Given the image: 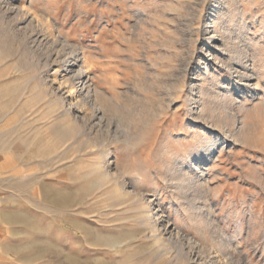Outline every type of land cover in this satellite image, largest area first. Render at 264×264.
Listing matches in <instances>:
<instances>
[{"label": "rangeland", "instance_id": "obj_1", "mask_svg": "<svg viewBox=\"0 0 264 264\" xmlns=\"http://www.w3.org/2000/svg\"><path fill=\"white\" fill-rule=\"evenodd\" d=\"M13 2L48 21L40 34L54 38L60 29L85 51L92 83L115 98L112 126L130 136L111 144L120 177L110 181L96 168L102 149L93 142L106 127L88 107L86 124L63 113L61 67L46 70L32 32L1 10L0 264H264V0ZM211 24L209 36L229 35L207 47ZM223 41L232 54L243 49L242 60ZM231 65L247 68L250 81L240 84ZM193 82L196 107L187 100ZM204 161L208 188L196 199L180 185L181 172ZM125 183L141 204L151 194L175 239L188 235L196 248L185 244L183 253L166 232L159 239L142 220L134 224L135 200L118 195Z\"/></svg>", "mask_w": 264, "mask_h": 264}, {"label": "bare ground", "instance_id": "obj_2", "mask_svg": "<svg viewBox=\"0 0 264 264\" xmlns=\"http://www.w3.org/2000/svg\"><path fill=\"white\" fill-rule=\"evenodd\" d=\"M226 1V0H225ZM5 5L3 6L2 4ZM221 4L222 5V0H215V4ZM219 4V6H220ZM224 4V3H223ZM0 5H2L3 7H0V11L2 10L3 14H15L14 20L16 21V25H23V28L26 29L27 31H31L32 35L30 39L32 41V43H34L35 47L33 48V52L38 55L37 57L40 58V60L43 62L45 69H49L51 67H61L60 71L58 72H63V76L61 78V80L57 81L58 84V98L57 101L59 102V104H62L65 108V111L63 112L65 115L67 116H71L73 119L71 120H76L79 122H82L83 124L87 123V115L83 113L82 111V106L83 107H88L93 111V115H92V119L93 122L95 121L98 126L101 127H106L105 129H102V131L100 130V135L94 139V147L96 148L97 146L101 147V152L98 158V162H97V170L98 172L102 173V175L106 178H108L110 181L112 180L113 182H118L119 179V173L115 170V168L113 167V163L111 162V157L110 155L111 153V144L112 143H116V142H120L122 140L128 139L130 136V132L127 133L126 132L123 133L120 132L119 128L114 129V125L112 126V121H111V117L112 116H116V111L114 110L115 108H117L116 106L114 107V100L110 99L109 97H106V94H102L101 91L97 90V87L94 86V84L92 83L91 80V75L88 72V67L86 66L87 63V56L85 51L78 45L74 44L71 42V40L69 39V37L67 36H63L61 34V30L58 29V37H54V38H49L48 35L46 34H40V32L37 30V28H40V31H45L47 28V22L41 20L40 18H38L37 16L34 15V12L32 10V6L30 5L29 7H27L28 9H26V7L24 8H17V6H15L13 0H0ZM229 10V9H228ZM5 14V15H6ZM46 14V13H45ZM141 16V15H140ZM237 16V15H236ZM225 18V17H224ZM219 19H221L219 17ZM218 20L215 19V21ZM213 21V20H212ZM214 21V22H215ZM220 21V20H219ZM238 22V21H237ZM241 22V21H240ZM50 23V22H49ZM216 23V22H215ZM220 23V22H219ZM10 25V24H9ZM49 25V24H48ZM240 25V24H239ZM51 26V25H50ZM49 26V27H50ZM224 26V25H223ZM221 26V27H223ZM236 26V25H235ZM234 26V27H235ZM241 26V25H240ZM246 26V25H245ZM244 26V27H245ZM15 27V26H14ZM226 27V26H225ZM22 28V27H21ZM22 28V31H23ZM210 28V29H209ZM239 28V27H238ZM242 28V27H241ZM50 29V28H49ZM207 31L205 32V34H207L208 32H211L213 30V25H208L207 26ZM224 29V28H222ZM229 29L230 28H226L224 30H221V34L219 35V37H217V35H213V36H209L213 33V31L211 33H209L208 35L205 36V39L207 40V47L210 46V42L212 40H215L217 38H219L218 40L222 41L224 40V37L226 34L229 33ZM236 29V27L234 28ZM244 29V28H243ZM28 31V32H29ZM36 31H38L36 33ZM47 31V30H46ZM215 31V30H214ZM26 32V35L27 33ZM231 32V31H230ZM236 32V31H235ZM52 33V32H51ZM55 33V32H54ZM25 34V32H24ZM29 34V33H28ZM49 34V33H48ZM219 34V33H218ZM232 34V33H231ZM235 34V33H234ZM237 34V33H236ZM54 35V34H53ZM229 35V34H228ZM233 36V35H232ZM241 39V34L236 35V38ZM245 37V36H242ZM30 38V37H29ZM237 38V39H238ZM239 41L243 42V40L241 39ZM232 41V40H230ZM237 41V42H239ZM236 42V43H237ZM239 42V43H240ZM234 43V44H236ZM28 44V43H27ZM233 44V45H234ZM222 45L223 47V51H225V53H228L230 51L231 48L228 47L227 43H225V41H223ZM239 47H242L243 44H239ZM247 45V44H245ZM249 45V44H248ZM244 47V46H243ZM228 48V49H227ZM246 48V47H245ZM248 48V47H247ZM243 50V49H242ZM240 48H235L233 54L232 55V60H242V58L244 57L243 54L240 53ZM250 50V49H249ZM228 51V52H226ZM245 53V52H244ZM250 53V52H247ZM246 54V53H245ZM244 54V55H245ZM250 55V54H249ZM246 57V56H245ZM230 58V57H229ZM246 62H249V56L244 58ZM253 59V58H252ZM251 61V60H250ZM233 62V61H232ZM241 63V62H240ZM251 63V62H250ZM232 64V63H231ZM237 64V63H236ZM242 64V63H241ZM229 65V64H228ZM239 65V64H238ZM249 65V64H248ZM247 65V66H248ZM57 67V68H58ZM241 70L235 68L234 65H231L230 70L235 69L237 76H239V80H240V84L241 82H249L250 81V77L249 74L247 73V68H245L244 66H241ZM209 72V70H208ZM250 73V72H249ZM195 74V73H194ZM230 74V73H229ZM235 74V73H234ZM255 74V73H254ZM252 75V74H251ZM97 76V75H96ZM200 76V75H199ZM203 76V75H202ZM237 78V77H236ZM254 78V77H253ZM215 79V78H214ZM178 80V79H177ZM205 80V79H204ZM163 81V80H162ZM181 82V81H180ZM231 83V82H230ZM102 84V83H101ZM176 84V83H175ZM184 84V83H183ZM246 84V83H245ZM177 85V84H176ZM47 86V85H46ZM234 86V85H233ZM222 87V86H221ZM250 87V85H240L235 92L234 98L237 99H241V98H245L246 93L249 92L248 88ZM172 88V87H171ZM175 88V87H174ZM234 88V87H233ZM236 88V87H235ZM176 89V88H175ZM180 89V87H179ZM190 89L191 91H188V96H187V100L191 103H193L192 107H196L195 105V97H196V93H197V88H196V82H193L192 85H190ZM227 89V88H226ZM171 90V89H170ZM232 90V87L228 89V91ZM251 90V89H250ZM173 91V90H172ZM171 91V92H172ZM208 91V90H207ZM213 91V90H211ZM180 92V91H179ZM106 93V92H105ZM209 93V92H208ZM234 94V93H233ZM174 96V95H173ZM209 96V94H208ZM114 97V96H113ZM211 97V96H210ZM215 97V95H214ZM219 97L218 95H216V98ZM259 97V96H258ZM213 98V97H212ZM117 99V98H116ZM170 100V99H169ZM213 100V99H212ZM117 101V100H116ZM218 100H216L217 102ZM220 101V100H219ZM169 102V101H168ZM206 102V101H205ZM211 102V101H210ZM215 102V101H214ZM219 103V102H218ZM226 103V101H225ZM117 104V103H116ZM119 104V103H118ZM133 104V103H132ZM138 104V103H137ZM216 104V103H215ZM229 104V102H228ZM125 105V104H124ZM142 105V104H141ZM221 105V104H220ZM227 105V104H226ZM198 106V105H197ZM212 106V105H211ZM142 107V106H141ZM242 107V106H241ZM140 108V107H139ZM229 108V107H228ZM190 109V108H189ZM209 109V108H208ZM133 110V109H132ZM230 110V109H229ZM150 111V110H149ZM205 111V110H204ZM202 113V111H201ZM200 113V114H201ZM212 113V112H211ZM122 114V113H121ZM199 114V115H200ZM210 114V113H209ZM157 115V114H156ZM207 115V114H206ZM143 116V115H142ZM70 117V118H71ZM130 116H126L124 113L122 114V120H124L126 127L130 128V125L132 123H129L132 118H129ZM202 117V116H201ZM131 119V120H130ZM144 119V118H143ZM213 119V118H212ZM226 119V118H225ZM113 120V119H112ZM76 121H74L75 123H77ZM90 121V120H89ZM114 121V120H113ZM132 122V121H131ZM123 123V122H122ZM137 123V122H136ZM226 123V122H225ZM228 123V122H227ZM147 124V123H146ZM76 125V124H75ZM228 125V124H227ZM81 126V125H80ZM87 126V125H86ZM121 126V125H120ZM230 125H228L229 127ZM207 128V127H206ZM209 130V129H208ZM227 130V129H226ZM238 133V132H237ZM243 133V132H242ZM233 134V133H232ZM231 134V135H232ZM230 135V133H229ZM230 135V136H231ZM236 138V137H235ZM222 139V138H221ZM225 139V138H224ZM233 140V139H232ZM220 139H215L214 143L216 146V143L219 142ZM223 144V143H222ZM226 144V143H225ZM99 147V149H100ZM217 147V146H216ZM97 149V148H96ZM200 152V151H199ZM199 154V153H198ZM200 155V154H199ZM198 155V156H199ZM203 156V155H202ZM194 157H197L196 155ZM205 157H203L202 159H204ZM206 161L202 162L200 164V166L198 167V170L195 171L194 167L189 166L188 171L183 170L182 173V178L183 180L180 181V185L183 187V189H185V191H191V190H196L194 192H196L195 194V198L196 199H200V197L204 194L203 192L207 191L206 188H208V186L206 187V183L202 182V178H203V165ZM178 163V162H177ZM179 166V165H178ZM184 167V166H183ZM193 171L194 173L196 172V175H198V177H193ZM180 172V171H179ZM195 175V176H196ZM178 176V175H177ZM180 176V174H179ZM179 179V178H178ZM180 180V179H179ZM178 180V181H179ZM123 181V180H122ZM126 181V180H125ZM124 181V182H125ZM177 181V182H178ZM128 183H125V185L123 184L122 186L116 187V189L118 190V195L124 197L127 200H135V197H133L134 195L132 194L133 191H131L130 187H128L127 185ZM115 185V184H114ZM174 185V184H173ZM116 186V185H115ZM132 186V185H131ZM133 187V186H132ZM191 191V192H193ZM193 192V193H194ZM182 193V192H180ZM186 193V192H183ZM182 193V194H183ZM189 194V193H188ZM109 195V194H108ZM115 195V194H114ZM113 196V195H112ZM151 194L146 195L144 199L147 198L146 203H139L137 200H135V208L133 210V217H132V222L134 224L138 223L139 220H142V223L144 225H146V232L150 233L152 237H158L160 239V237L162 236L161 233L166 232V234L169 235V240H167L171 246L172 245H177V248L182 250V252L185 249V244L192 249H195L197 246V242L189 237L188 235H183V237H181L182 240H177L175 239V234H176V227L172 228V225H170V223H164V221L161 220L160 218V212L158 209L159 207H157L155 205L154 198L153 200L151 199ZM116 196H113V198H115ZM112 199V198H111ZM114 200V199H113ZM117 203V202H116ZM157 204V203H156ZM210 205V204H209ZM134 207V206H132ZM195 215V214H194ZM139 225V224H138ZM143 226V225H142ZM179 232V231H177ZM179 235V234H177ZM150 236V237H151ZM148 237V236H147ZM164 237V236H163ZM179 237V236H178ZM177 237V238H178ZM180 238V237H179ZM164 239V238H162ZM161 241V240H160ZM165 241V240H164ZM183 241V244H182ZM50 242V238H48V240H46L44 242V244H47ZM225 242V241H224ZM165 244V242H163ZM162 244L163 246H165L164 248H166L167 246ZM169 244V245H170ZM201 244V243H200ZM168 245V246H169ZM174 245V246H175ZM173 246V247H174ZM199 246V245H198ZM156 247V246H155ZM200 247V246H199ZM169 248V247H167ZM199 248H197L198 251ZM201 249V248H200ZM205 250V248H204ZM218 250V249H217ZM202 251V250H201ZM189 252V251H188ZM193 252H195L193 250ZM184 253V252H183ZM186 253V252H185ZM210 253V252H209ZM217 253V252H214ZM192 254V253H191ZM204 254V253H203ZM207 254V253H206ZM212 254V253H211ZM210 254V255H211ZM209 255V254H208ZM216 256V255H215ZM228 256V255H227ZM180 257V256H179ZM186 257V256H185ZM210 258H212V256H208ZM189 257H187L188 259ZM214 258V257H213ZM209 259V258H207ZM218 259V258H217ZM219 260H212V261H208L206 260L205 264H222L225 261H222V263H219ZM229 261V260H228ZM203 262V261H202ZM232 262V261H231ZM227 263V262H225ZM238 263V262H237ZM200 264V262H199ZM202 264V263H201ZM235 264V263H234Z\"/></svg>", "mask_w": 264, "mask_h": 264}]
</instances>
